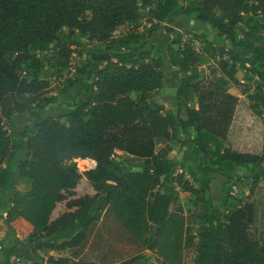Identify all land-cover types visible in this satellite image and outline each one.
I'll return each mask as SVG.
<instances>
[{
    "label": "trees",
    "instance_id": "obj_1",
    "mask_svg": "<svg viewBox=\"0 0 264 264\" xmlns=\"http://www.w3.org/2000/svg\"><path fill=\"white\" fill-rule=\"evenodd\" d=\"M179 15L209 25L231 46L217 49L201 34L171 41L181 46L169 63L179 68L174 94L185 103V119L177 114L180 104L175 113L148 99L164 78L162 53L150 37ZM74 31L94 43L86 46ZM197 41L204 43L201 55ZM70 46L85 56L83 65L68 72L83 93L62 122L46 113L53 89L42 77L39 54ZM208 61L217 62L220 76L204 82L196 66ZM240 70L256 85L247 111L264 130V0H0V190L9 205L4 221L17 242L33 253L77 248L108 211L158 264H184L186 251L193 253V264H264V231L257 226L264 220V139L258 152L229 142L241 100L227 91L228 83H237ZM130 93L137 94L135 101ZM15 114L27 115L17 139L11 134ZM180 134L181 146H190L196 161L182 172L170 156ZM16 152L21 157L14 166ZM117 152L133 164L115 161ZM75 159H91L95 169L80 174ZM239 170L251 180L241 202L232 195L242 181L234 179ZM210 173L227 179L222 211L207 198ZM83 178L93 195L78 190ZM21 180L28 185L25 193L16 190ZM46 238L53 243L35 247ZM3 253L2 264L17 255L14 249Z\"/></svg>",
    "mask_w": 264,
    "mask_h": 264
},
{
    "label": "crops",
    "instance_id": "obj_2",
    "mask_svg": "<svg viewBox=\"0 0 264 264\" xmlns=\"http://www.w3.org/2000/svg\"><path fill=\"white\" fill-rule=\"evenodd\" d=\"M196 22L197 21L191 20L183 15H179L165 23H162L160 28L150 37V44L154 45L156 49L162 53L163 66L161 70L164 77L161 81V87L152 93L154 97L153 100L156 104L165 106L166 108H169L165 105L166 102L174 103L173 105H175V107H178L180 104L181 111L179 112V117L181 119L186 118V106L183 99L178 100L174 94V90L177 88L180 79V74L176 73L179 68L171 67L169 63L170 56L176 54L181 46L178 44H172L171 41L176 40L179 36L182 37L181 41H183L185 38H190L193 34H201L205 36V42L212 43L214 46H217V41H219L220 46H223L226 49L231 47L230 43L217 32L205 33V31H194ZM208 26H204V28L208 30ZM165 27H169L172 30L171 34L165 33ZM236 52L243 56L248 55V52L243 49H238ZM165 80L171 81V85H173V89L168 88L170 91H173L170 96H168V94L164 96V88L166 86L164 85L166 83ZM227 91L234 96H239L232 88ZM195 107L196 103L194 102L192 104V108ZM169 109L174 112L171 107ZM249 115V112L242 111L234 117L229 142L236 144V146L240 149L258 152L263 144L264 130L260 128L262 127L261 124L259 126V122L257 120V123L254 122ZM192 137L193 136H191V138ZM182 140L183 136L180 134L178 140L173 141V144H170L172 153L175 154V158L179 162V172L184 171L187 166L195 167L196 165V161L190 154V146H181L179 141ZM236 176L237 177H234L235 180L236 178L243 180L246 173L239 170ZM209 180L210 184L207 198L211 201L214 208L222 211L223 208L220 207L219 203L224 196L222 187L227 179L219 174L210 173ZM80 182L83 186V189H81L82 191L89 195L94 194V191L89 184L84 185L86 184L85 182H87L84 178L81 179ZM78 189H80L79 184ZM16 190L22 192L17 185ZM3 195V191L0 190V264L4 261L3 251L5 249H14L17 253V255H12L10 257V264H51L47 262L48 258H52L53 260L63 258L67 259L71 263L83 261L101 264H122L134 257L138 258L132 264H158L155 255L139 245L125 231L123 232V229L117 224L113 216L110 215L108 211H105L101 219L89 228L87 239L77 248H66L61 251L36 248L35 253H33L25 246V242H17L13 229L5 223L4 217L9 205L3 199ZM44 243L52 244L53 239H40L35 243V247ZM193 257L194 255L191 253L190 264H192Z\"/></svg>",
    "mask_w": 264,
    "mask_h": 264
},
{
    "label": "rangeland",
    "instance_id": "obj_3",
    "mask_svg": "<svg viewBox=\"0 0 264 264\" xmlns=\"http://www.w3.org/2000/svg\"><path fill=\"white\" fill-rule=\"evenodd\" d=\"M144 11H145L144 9L141 10V15L144 14ZM204 26H208V25L200 23V22H196V26L194 28V31H196V32L205 31V33L215 32L210 26H208V30H206V28H204ZM126 29H127V27H125L124 29H120V30L116 31L112 35V37L117 38V37L123 35L126 32ZM238 29H240L239 26H238ZM68 33L69 32L66 29L62 31V35H64V36H67ZM73 37L75 39H77L78 41H80L81 43H84L86 46H89L90 44L94 43V42H91V43L88 42L86 36H81L76 31L73 32ZM217 42H218V45L215 46V47H217V49H219L220 47H223V46H220L219 41H217ZM98 46H100V45H98ZM195 47L198 50L197 53H199V55H201L202 49L204 48V43L197 41V42H195ZM78 51H79L78 47L70 46V48H67V50L65 52L53 51L52 53H47L45 55L39 54V57L41 58V60L43 62V67L45 68L42 71V77L45 79H48L50 81L51 87L53 89L52 92L47 95V97L50 98L51 101L53 102V105H50L46 108V113L48 115L53 116V117L60 119V120L64 118L65 114L68 112V109L70 108L72 103L76 99H78L79 96H81L83 93V90L81 88L80 83H77L75 85H71V82L74 81V78H73V76H69V74H68V72L74 73V71L77 70L79 66H81L85 63V56L78 57ZM238 54H240V53H238ZM51 67H53V69H50ZM196 67L198 69L200 78L204 82L213 81L220 76L219 68H218L216 61H208L205 63H198ZM56 71H59V72H56ZM243 77H244V71L240 70L237 74V77H236L237 83H234V84L228 83V89L232 88L233 91H235L239 95L238 98L241 100L239 113H241L242 111L248 112L247 107L250 104L248 97H249V95H251L252 93L255 92V87H256V85L254 83H248L247 81L244 80ZM84 80H86V79L84 78ZM165 82H164L165 83L164 85H166V86L164 88L165 89V95L164 96H166V94H168V96H170V94L173 93V91H170L169 89H171V88L173 89V85H171V81L165 80ZM129 97L135 101L137 98V94L136 93H130ZM153 98H154L153 94L148 96V99L151 102H154ZM172 99H174V98H172ZM173 104L174 103H171V102L165 103V105L167 107H169V108L171 107L174 110V112L177 113V111H176L177 106L175 107V105H173ZM239 113H237V114H239ZM177 114L179 115V113H177ZM249 117L254 122H256L257 119L254 118L252 115H249ZM11 121L13 123H15V126L12 128L11 134H12V137L17 139L19 137V132H20L22 126L27 122V115L26 114H19V115L15 114L11 117ZM61 121L64 122V119ZM259 126H260V123H259ZM260 128L262 129V127H260ZM171 144H173V143H171ZM170 156L175 157V154L171 153ZM20 157H21L20 153L16 152L15 157H14L13 162H12V164L14 166L17 164ZM114 160L119 161L121 163H125L127 165L133 164L131 162L130 158H128V156H126L125 154H121V153H117L116 156L114 157ZM261 169H262L263 174H264V167H262ZM250 181H251L250 179H248V178H246V176H244L243 180L236 184V186L234 187L235 188V191H234V195H235L234 199L235 200L241 202V201H244L248 198L247 192H248L249 184L251 183ZM85 183L86 184H84V185H88L87 182H85ZM81 184L82 183L80 182L79 183L80 189H78V190L82 193H85L84 191L81 190V189H83V186ZM17 186L22 190L21 193H25L26 190L28 189V185L22 180L17 183ZM262 186H264V179L262 180ZM161 188L163 190L164 189L168 190L167 187H161ZM109 214L112 215L111 212H109ZM257 226H258L259 231L263 232L264 231V220L259 219L257 222ZM122 231L124 232V230H122ZM184 260H185V264L191 263V252L190 251L185 252V259Z\"/></svg>",
    "mask_w": 264,
    "mask_h": 264
},
{
    "label": "built area",
    "instance_id": "obj_4",
    "mask_svg": "<svg viewBox=\"0 0 264 264\" xmlns=\"http://www.w3.org/2000/svg\"><path fill=\"white\" fill-rule=\"evenodd\" d=\"M74 162L76 163L77 172L80 174L87 170H94L96 166V163L91 159H75ZM234 191L235 188L232 189V195H234Z\"/></svg>",
    "mask_w": 264,
    "mask_h": 264
},
{
    "label": "water",
    "instance_id": "obj_5",
    "mask_svg": "<svg viewBox=\"0 0 264 264\" xmlns=\"http://www.w3.org/2000/svg\"><path fill=\"white\" fill-rule=\"evenodd\" d=\"M156 232V227L153 228L152 232H151V236H154Z\"/></svg>",
    "mask_w": 264,
    "mask_h": 264
}]
</instances>
